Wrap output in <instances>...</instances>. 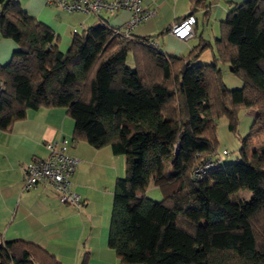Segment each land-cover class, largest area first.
Masks as SVG:
<instances>
[{"label":"trees","instance_id":"trees-1","mask_svg":"<svg viewBox=\"0 0 264 264\" xmlns=\"http://www.w3.org/2000/svg\"><path fill=\"white\" fill-rule=\"evenodd\" d=\"M0 36L18 44L0 64V129L29 109L61 107L74 120V142L126 156L109 233L122 263L264 264V145H255L264 137V0L230 9L214 61L202 66L197 60L210 47L204 39L171 55L151 37L104 23L74 33L62 51L60 36L18 0H0ZM221 62L240 87L226 86ZM242 108L256 117L241 159L196 178L199 165L221 155L217 119L226 117L236 132ZM167 160L173 169L164 176ZM151 182L162 200L141 193ZM244 190L253 196L245 199ZM0 264L60 263L32 242L0 236Z\"/></svg>","mask_w":264,"mask_h":264},{"label":"crops","instance_id":"crops-1","mask_svg":"<svg viewBox=\"0 0 264 264\" xmlns=\"http://www.w3.org/2000/svg\"><path fill=\"white\" fill-rule=\"evenodd\" d=\"M18 1L60 36L62 51L70 47L74 33L97 23L124 28L132 16L126 9L95 15L69 13L46 0ZM245 1L143 0L144 9L154 13L136 25L132 34L151 37L171 55H186L204 39L210 47L197 60L202 66L214 61L220 22L235 4ZM191 12L197 17L192 36L179 39L169 32L174 22ZM16 49L14 40L0 36V64L9 62ZM73 132L74 120L61 107L29 109L9 130L0 129V236L32 242L60 264H124L109 246V233L115 183L126 174V157L114 154L110 147L97 149L86 141L74 142ZM60 137L68 138L67 152L79 159L72 187L84 200L81 206L61 203L49 185L23 187L25 165L47 157L46 142Z\"/></svg>","mask_w":264,"mask_h":264},{"label":"built area","instance_id":"built-area-1","mask_svg":"<svg viewBox=\"0 0 264 264\" xmlns=\"http://www.w3.org/2000/svg\"><path fill=\"white\" fill-rule=\"evenodd\" d=\"M46 2L69 13L81 12L98 15L103 12L113 13L119 9L129 10L132 16L124 27L127 36L132 34L136 25L154 13L144 9L143 0H46ZM196 23V15L189 13L182 20L174 22L169 32L179 39H188L193 35ZM68 142L66 137L47 141L48 156L33 159L25 165L23 187L28 189L39 184L49 185L54 188L61 203L81 206L84 200L72 187V176L79 159L67 152ZM228 154V151L224 150L218 158L210 159L199 165L195 170V177L200 178L209 169L218 166Z\"/></svg>","mask_w":264,"mask_h":264},{"label":"rangeland","instance_id":"rangeland-1","mask_svg":"<svg viewBox=\"0 0 264 264\" xmlns=\"http://www.w3.org/2000/svg\"><path fill=\"white\" fill-rule=\"evenodd\" d=\"M211 31H212V28H210L209 32ZM215 45H216V42H215ZM210 62H207V63H210ZM219 67L222 70V76H223L224 83L229 89H234L242 85V81L240 80V78L231 72L229 63L221 62L219 63ZM255 117H256L255 109L253 108L240 109L238 111L239 122H238V128L236 132H233L229 129V120L226 117H220L219 119H217V135H218L219 144H218L216 153L222 154L224 149L228 151L229 154L225 155L223 158L224 162H232V161H237L241 159L240 148L242 146V140L244 137L248 135L250 127L255 120ZM255 145L256 146L264 145V137L259 139L255 143ZM172 169L173 168H172L170 161L167 160L165 162V166L163 169V175L168 176L170 172L172 171ZM141 193L145 194L147 197L153 199L154 201H160L163 199V192L161 191V187L156 186L153 182L149 183L143 189V191H141ZM249 193L253 194V192L250 190H244L243 192H241V194L245 196L244 197L245 199L250 198Z\"/></svg>","mask_w":264,"mask_h":264}]
</instances>
